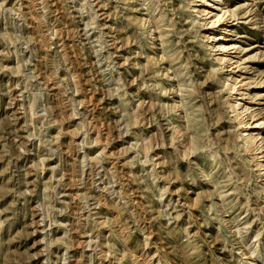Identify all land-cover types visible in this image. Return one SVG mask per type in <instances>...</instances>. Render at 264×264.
<instances>
[{"label": "rangeland", "instance_id": "obj_1", "mask_svg": "<svg viewBox=\"0 0 264 264\" xmlns=\"http://www.w3.org/2000/svg\"><path fill=\"white\" fill-rule=\"evenodd\" d=\"M0 264H264V0H0Z\"/></svg>", "mask_w": 264, "mask_h": 264}, {"label": "bare ground", "instance_id": "obj_2", "mask_svg": "<svg viewBox=\"0 0 264 264\" xmlns=\"http://www.w3.org/2000/svg\"><path fill=\"white\" fill-rule=\"evenodd\" d=\"M215 23V22H214ZM150 44V43H149Z\"/></svg>", "mask_w": 264, "mask_h": 264}]
</instances>
